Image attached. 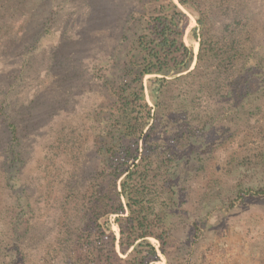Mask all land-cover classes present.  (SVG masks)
Listing matches in <instances>:
<instances>
[{
    "label": "rangeland",
    "instance_id": "1",
    "mask_svg": "<svg viewBox=\"0 0 264 264\" xmlns=\"http://www.w3.org/2000/svg\"><path fill=\"white\" fill-rule=\"evenodd\" d=\"M169 2L188 17L178 39L193 57L154 99L160 76L127 70ZM218 4L202 34L176 0H0V264L16 249L12 264H127L140 231L150 264H264V0L203 7ZM232 38L234 67L253 56L263 85L237 87L247 64L219 73Z\"/></svg>",
    "mask_w": 264,
    "mask_h": 264
},
{
    "label": "trees",
    "instance_id": "2",
    "mask_svg": "<svg viewBox=\"0 0 264 264\" xmlns=\"http://www.w3.org/2000/svg\"><path fill=\"white\" fill-rule=\"evenodd\" d=\"M177 3L183 7L185 10H187L191 15L194 16L199 29L202 30V34L204 33L203 27L208 26V30L211 31V27L216 25V18L219 10L217 8L220 6V4L215 6L214 12L211 13V9H205L203 6H205V0H176ZM209 8V7H208ZM233 12V11H232ZM233 15L231 17V24L236 23L237 27H242L243 24L238 19L239 16L236 14L231 13V10H227V15ZM186 14L173 2H169L168 5L165 8H160L158 11V14L156 17H154L151 22L149 21V33L148 35H143L138 39V47L141 49L139 52L140 56V62H132L131 67L129 70H127V73L130 75H133L131 77V80L136 82L138 81L141 83L142 78L144 76L149 75H158L160 77L150 78L148 79V83H150V87H152L151 90V96L155 99L156 92L160 91L162 83L166 82V76H169L170 74L177 75L179 73H182L186 70H188L191 60H192V51L188 49L182 40L178 39V37L182 34V31L186 25L187 21ZM229 25H225L224 29L227 30ZM192 34L195 35V29L193 30ZM232 34V32L230 33ZM231 37V35H229ZM237 41L232 38L231 42L227 45L226 50L222 53V56H225L226 58L218 59V61H223L225 64H228V68L226 71L219 70V73L225 74L228 73H234L239 72L240 66H246V64L249 66L246 69V72H243V75H245V78L242 77L239 82H237V87L240 85L243 87L245 86H254L256 82V75L255 71H259L257 73H260V65L259 61L255 59L253 56L249 57V59H246L245 65H242L240 63V66L234 67V62H236L237 59H241V56L243 55L242 50L240 49V46L237 47ZM239 44V43H238ZM177 55V56H176ZM199 58V57H198ZM223 72V73H222ZM248 73H252V76L247 75ZM261 74L264 75V72H261ZM237 76H240L237 74ZM256 77V78H255ZM259 80V78H258ZM263 85V81H259L257 85L255 86H261ZM230 86V85H229ZM228 86V87H229ZM239 89V88H238ZM238 89L236 91H238ZM228 90L232 89L229 88ZM143 92L140 93L139 99H144ZM146 121L151 119V117H146ZM134 133V132H133ZM10 135L11 140L9 142V145H7V154L12 155L11 159L14 163L15 161H18V154L16 153V148L13 145V141H16V131L15 127L11 124L10 125ZM142 143L143 147L145 148V143L149 139L148 134L142 135ZM146 149V148H145ZM137 150V149H136ZM138 152V150H137ZM137 154L132 156V163L138 159ZM137 166V165H134ZM129 174L126 175V179L120 184L121 191L120 196L124 197V200L126 202L127 206L129 205V198H130V188L127 181L129 180ZM176 177V175L174 176ZM124 211L122 205L119 203V206L115 208L114 213L115 214H121ZM174 214V212L172 213ZM167 216H164L165 222H163L162 217L161 224L164 226H168L169 222L166 221ZM143 229V228H142ZM106 230H110V227H106ZM101 235L103 233L100 231ZM150 234L147 231H140V234L136 238V240H140L136 245L134 243L129 244V248H133L134 251L137 253H140L139 258H134L133 260L126 261L127 264H150L151 262H155L158 257L156 256V252L154 247L147 241V237ZM104 236V235H103ZM151 236V235H150ZM13 241V240H12ZM15 259L20 256L18 253V249L15 250ZM15 259L10 260V264L14 263Z\"/></svg>",
    "mask_w": 264,
    "mask_h": 264
}]
</instances>
